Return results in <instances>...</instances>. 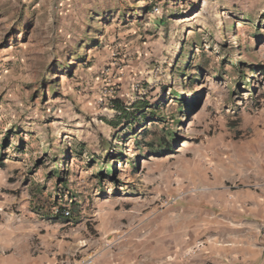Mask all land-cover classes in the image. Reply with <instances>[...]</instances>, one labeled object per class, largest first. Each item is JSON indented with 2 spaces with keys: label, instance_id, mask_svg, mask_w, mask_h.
<instances>
[{
  "label": "rangeland",
  "instance_id": "rangeland-1",
  "mask_svg": "<svg viewBox=\"0 0 264 264\" xmlns=\"http://www.w3.org/2000/svg\"><path fill=\"white\" fill-rule=\"evenodd\" d=\"M252 67H264V0H0L1 221L65 222L49 205L61 197L73 240L133 237L129 220L186 191L195 161L237 151L231 122L259 123ZM114 98L146 107L114 127ZM167 131L170 151L152 154Z\"/></svg>",
  "mask_w": 264,
  "mask_h": 264
},
{
  "label": "crops",
  "instance_id": "crops-1",
  "mask_svg": "<svg viewBox=\"0 0 264 264\" xmlns=\"http://www.w3.org/2000/svg\"><path fill=\"white\" fill-rule=\"evenodd\" d=\"M260 100L259 123L237 128L244 136L237 151L231 147L225 157L195 161L180 178L189 185L181 199L141 210L133 225L129 217L133 237L110 248L103 242L81 248L68 220L7 216L2 222L1 214L0 264L73 262L98 251L97 264H264V96ZM198 240L202 247L182 258L181 251ZM171 254L175 259L168 261Z\"/></svg>",
  "mask_w": 264,
  "mask_h": 264
},
{
  "label": "trees",
  "instance_id": "trees-1",
  "mask_svg": "<svg viewBox=\"0 0 264 264\" xmlns=\"http://www.w3.org/2000/svg\"><path fill=\"white\" fill-rule=\"evenodd\" d=\"M188 60H186L184 63V65L186 67V71H189L191 69L190 67H192L191 63L189 62L190 60L189 61ZM195 67H199V66H195ZM238 68L236 69V72L239 71ZM250 69H252V70H250L249 73H259V74H261V76L264 77V67H252ZM188 77L189 76H186V78H185V79L189 80L188 86L191 83L197 81V79H195V78H188ZM181 86L184 89L187 86L186 81H184V83L182 82ZM164 89H166V88H164ZM143 101L144 100L140 99V100L131 102L129 105H125L123 102H121V100L119 98L112 99L111 100V107L115 111V116H114V120L112 123L113 126L118 127L121 123L125 124V122L127 120H129L130 117H132V115H134V114H142L144 112L143 108L146 107L144 105L145 102H143ZM173 102L178 107V111H181V110L185 111L187 105L190 104V102L188 100H186V96L184 94H181L180 96H174ZM177 123H179V121ZM230 125H231V128L233 130L237 131V128L239 127V123L237 122V120L231 122ZM146 131H147L146 128H142L141 130H139L135 133V137H137L139 135L141 136ZM151 132L152 131L147 132L146 136L150 135ZM136 139L137 138H135V140ZM152 139H153V141H155V146L152 144L153 142H148V145H150L151 153L152 154H158L160 151L161 152L170 151L169 150L170 149L169 148L170 147L169 141L171 139H175V136L173 135L172 132L167 131L163 137H153ZM99 174L101 175L102 173H99ZM52 178H54V176ZM55 197H56V195H55ZM59 198H61V197H59ZM59 198H58V200H53V202L49 205L51 207L55 208V214L56 215L60 214L62 216V210L64 209V206H59L60 205L59 204V202H60Z\"/></svg>",
  "mask_w": 264,
  "mask_h": 264
},
{
  "label": "built area",
  "instance_id": "built-area-1",
  "mask_svg": "<svg viewBox=\"0 0 264 264\" xmlns=\"http://www.w3.org/2000/svg\"><path fill=\"white\" fill-rule=\"evenodd\" d=\"M185 193L180 192L178 195H176L174 198H167L162 200L161 202H159V205L162 206H167L173 202H175L178 199H181L184 196ZM3 214V208L0 207V215ZM62 216L64 218H67L68 221L71 217V212L68 208L64 207V209L62 210ZM17 217V216H16ZM17 220H19V218L17 217ZM82 246H87V242L86 240H81L80 241ZM104 243V249L105 248H110L114 245V241H108V240H103ZM204 244V242L202 240H198L196 241L193 245L187 247L185 250L181 251V256L182 258L188 257L190 254H193L195 251H197L200 247H202V245ZM101 253V251L98 252H90L89 255L85 258V259H78L76 261H71V262H60L57 264H97L96 262V258L97 256H99V254ZM175 254H171L168 255L166 257V259L169 261L174 260L175 259Z\"/></svg>",
  "mask_w": 264,
  "mask_h": 264
}]
</instances>
